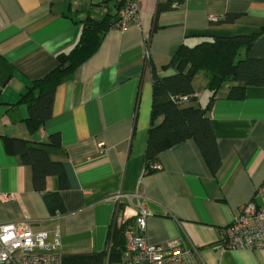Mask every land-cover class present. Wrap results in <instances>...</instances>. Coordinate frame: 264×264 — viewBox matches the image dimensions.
Returning <instances> with one entry per match:
<instances>
[{"label":"crops","instance_id":"obj_1","mask_svg":"<svg viewBox=\"0 0 264 264\" xmlns=\"http://www.w3.org/2000/svg\"><path fill=\"white\" fill-rule=\"evenodd\" d=\"M159 4L169 8L154 17ZM137 8V23L108 30L98 50L57 86L50 118L30 133L21 94L74 45L85 18L114 13L115 2L0 0V224L57 230L60 254L97 253L106 249L114 197L123 195L134 227L139 197L150 212L148 242L176 240L202 264H264V249L219 246L221 228L240 206L260 203L254 192L264 182V87H246L240 100L227 98L229 81L216 92L209 110L220 159L215 172L187 139L162 151L159 168L144 173L152 70L174 74L163 65L178 45L211 37L259 33L247 55L264 58V0H137ZM228 15L235 17L224 21ZM207 83V73L197 71L192 88L198 97L188 105L207 103ZM4 138L23 139L62 164L66 188L57 176L46 178V189L60 193L55 211L34 189L32 167L5 150Z\"/></svg>","mask_w":264,"mask_h":264},{"label":"trees","instance_id":"obj_2","mask_svg":"<svg viewBox=\"0 0 264 264\" xmlns=\"http://www.w3.org/2000/svg\"><path fill=\"white\" fill-rule=\"evenodd\" d=\"M117 8L115 4L114 13H108L101 19L85 18L74 45L68 51L58 53L56 66L44 76L32 80L21 94L19 102L27 105L26 123L30 133L36 132L50 118L57 86L66 81L78 66L98 50L108 30L115 29V22L118 20ZM168 8V4H159L154 17ZM234 17L228 15L224 21H230ZM262 31L264 28L260 32ZM258 34L205 38L192 46L181 43L170 60L163 65V68H174V74L159 76L156 70H152L151 118L144 152L145 174L159 168L158 157L162 151L187 139L196 142L212 172L218 169L220 159L209 110L223 82H231L227 98L237 100L245 97L248 86L264 87V58L247 55ZM242 52L245 53L244 57H241ZM199 70L207 73V88L210 91L208 101L203 107L188 105L197 99L193 96L195 92L192 79ZM185 95L190 97L187 101H182ZM158 118H161L159 122ZM54 138L51 140L54 141ZM3 143L8 153L32 167L34 189L42 194L46 207L51 212L55 211L61 205L60 193L46 189V178L55 175L59 178L60 187L66 188L68 184L62 164L51 160L43 150L28 147L23 139L4 138ZM155 164L156 168L153 167ZM124 209L123 203L117 205L104 251L62 254V264H104L107 255L109 263H115L124 248L123 229L131 219L125 216ZM118 215L122 217L120 226L116 225Z\"/></svg>","mask_w":264,"mask_h":264},{"label":"built area","instance_id":"obj_3","mask_svg":"<svg viewBox=\"0 0 264 264\" xmlns=\"http://www.w3.org/2000/svg\"><path fill=\"white\" fill-rule=\"evenodd\" d=\"M113 1L118 6L115 29L124 30L138 22L137 0ZM193 96L198 97L196 93ZM189 97L183 96L182 101ZM254 196L260 203L252 200L240 206L234 219L221 228L220 249H264V182L256 187ZM122 198L123 195L114 197L117 205L122 203ZM134 207L135 227L126 223L123 251L115 263H109L107 255L104 264H202L194 251L182 248L176 240L168 241L165 246L148 242L145 230L150 212L139 197ZM121 223L122 217L116 216V225ZM59 246L57 230H36L24 221L0 224V264H62Z\"/></svg>","mask_w":264,"mask_h":264},{"label":"rangeland","instance_id":"obj_4","mask_svg":"<svg viewBox=\"0 0 264 264\" xmlns=\"http://www.w3.org/2000/svg\"><path fill=\"white\" fill-rule=\"evenodd\" d=\"M201 73V72H200ZM196 79H199V78H196ZM133 216V215H132Z\"/></svg>","mask_w":264,"mask_h":264}]
</instances>
